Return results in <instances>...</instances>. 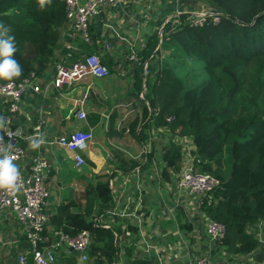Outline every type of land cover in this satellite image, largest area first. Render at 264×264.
Returning a JSON list of instances; mask_svg holds the SVG:
<instances>
[{"label": "trees", "instance_id": "obj_1", "mask_svg": "<svg viewBox=\"0 0 264 264\" xmlns=\"http://www.w3.org/2000/svg\"><path fill=\"white\" fill-rule=\"evenodd\" d=\"M195 1L209 3L227 19L207 26H192L186 17L176 27L175 20L165 24L163 17L153 22L157 29L163 28L161 51L151 58L154 65L144 69L160 44L157 31L138 54L132 96L141 102L143 111L129 129L135 135L139 127L136 137L142 142L147 138L146 129L192 138L197 170L219 180L218 187L199 204L203 221H217L225 227V236L211 255L227 257V264H251L248 258L264 251L257 229L264 224V0ZM0 22L15 36L14 59L23 71L11 81L0 79L2 83L22 82L32 72L40 78L66 61L69 54L70 62L77 60L79 54L67 48L69 43L84 53L99 50L96 43L87 45L65 35L69 25L65 0H51L44 10H38L37 0H0ZM178 56L185 58L189 68L197 65L201 75L192 68L183 76L184 70L171 63ZM65 90H56L55 95ZM154 108L159 115L152 119L149 109ZM183 163L182 146L171 141L162 155L161 183L174 185ZM94 180L81 202L71 200L59 206L44 235L60 231L75 236L89 231L92 264H114L122 251L123 264H156L152 258L134 255L136 245L131 235L138 233V228L127 218L113 217L115 225L109 228L97 223V219L111 217L107 214L116 202L109 180L104 175H95ZM177 223L182 231L192 230L181 209L177 210Z\"/></svg>", "mask_w": 264, "mask_h": 264}, {"label": "crops", "instance_id": "obj_2", "mask_svg": "<svg viewBox=\"0 0 264 264\" xmlns=\"http://www.w3.org/2000/svg\"><path fill=\"white\" fill-rule=\"evenodd\" d=\"M201 7L205 9L212 6L205 1L195 0H122L117 6L104 9L90 22L92 43L89 45L96 43L99 46V50L93 54L98 55L113 70L109 76L88 77L66 86L63 93L55 95L56 89L48 87L54 75V70H50L37 80L42 90L48 87L47 95H27L21 103L20 113L14 116L10 127L5 125V129H1L4 132L12 129L20 132L15 141L25 150V157L20 164L25 175L30 173L36 156L44 157L51 164L52 168L45 176V184L50 192L47 211L51 215L66 201L81 202L86 187L95 183L94 176L104 175L113 190L116 206L112 211L117 215L108 213L111 217L100 218L99 223L109 228L115 225L113 217L127 218L132 226L138 228V233L131 235V238L141 251L138 254L135 249L134 255L152 258L156 264H159V258L153 251H147L148 245L157 248L163 264H180L192 257H205L212 252L207 244L199 201L179 192L176 182L174 185L161 183L162 143L174 141L182 146L185 159L195 149L192 138L175 137L161 129H146L147 138L142 142L136 137L140 128L138 127L135 135L129 129L143 111L141 102L132 96L137 64L131 62L129 56L132 50L139 54L150 37L158 31L160 44L146 60L144 69L149 65L153 66L151 58L156 57L158 49L161 51V28L157 29L153 22L161 17L168 19L164 15L166 10L176 13L179 10H197ZM162 9L165 11H161ZM177 21L176 19L175 23ZM68 30L69 25L65 28V35ZM106 42L110 44V49L104 47ZM78 50L79 57L89 54L82 52L79 46ZM96 80L103 82L99 81L95 86L93 84ZM145 88L146 84L140 94L142 100ZM7 106L6 99L0 97V112H7ZM78 111L86 114L85 120L76 118ZM41 114L45 143L33 151L28 146L32 139L29 137L33 135V128ZM76 130L91 131L93 134L87 149L82 152L86 164L81 169L76 167L73 154L56 143L60 137L69 136ZM147 150L149 153L146 155ZM133 165L136 167L130 169ZM138 168L139 175L135 173ZM169 190L174 191L173 204L169 202ZM140 195L143 199L141 205L138 203ZM178 202L180 205H177ZM168 204L174 210L172 221L168 218ZM179 209L192 225L189 232L182 231L177 223ZM121 214L126 215L120 216ZM122 228L125 230L126 224ZM263 228L264 224L257 228L262 237ZM45 237L51 243L56 239L55 232L51 231ZM118 239L123 241V236ZM203 248L206 252L202 251ZM29 251L30 246L15 215L0 210V264H19V256L28 254ZM213 257L219 264L222 263L220 257ZM248 260L251 264H257L254 257H249ZM118 261L123 264V251ZM54 264L92 262L90 259L83 261L78 252L62 249L57 252Z\"/></svg>", "mask_w": 264, "mask_h": 264}, {"label": "built area", "instance_id": "obj_3", "mask_svg": "<svg viewBox=\"0 0 264 264\" xmlns=\"http://www.w3.org/2000/svg\"><path fill=\"white\" fill-rule=\"evenodd\" d=\"M65 2L66 16L69 21L68 38L72 41L79 40L89 45L92 43L91 20L98 16L104 9L117 6L122 0H65ZM171 17L175 18V20L177 19L179 24L181 23V18L186 17V22L192 26L218 25L224 19H227V16L222 11L214 7H207L205 9L201 7L197 10H179ZM169 21L170 19H167L165 24ZM162 31L163 28L161 29V33ZM103 35H105L104 31ZM117 37L120 38V36ZM104 47L110 49V44L106 42ZM67 48L77 53L79 51L74 43H69ZM71 58L72 54H69L66 61L56 65L53 78L48 87L52 86L56 90H63L66 86H71L88 77L106 78L110 74L109 68L96 54H85L73 62H70ZM129 60L139 63L138 52L132 50ZM38 78L35 72H32L22 82H0V97L5 98L8 104L7 112H0V117H4L6 126L10 127L14 116L20 113L21 103L27 95L30 93L41 96L47 95L48 87L42 90L37 83ZM146 105L149 108L147 102ZM149 113L152 119L159 115L158 109L155 108L149 109ZM75 116L78 120L86 119V114L83 111H78ZM172 119L170 118L169 121ZM43 125L44 120L41 114L37 124L33 128V135L29 138L35 136V139L38 141L44 140ZM9 132L13 134L11 143L14 145L13 151L16 155L14 163L19 167V182L22 186L19 191L14 193L8 192L7 190H0V210L8 211L15 215L30 246L28 254H21L19 256V264H54L56 262L57 252L62 249L78 252L83 261H88L92 243V237L89 231H83L75 236L60 231L56 232L54 243L49 242L48 238L45 237L44 231L48 227L51 217V214L47 211L50 192L45 184V176L52 166L44 157L36 156L33 158L30 173L25 175L20 167L25 157V150L21 145L16 143L15 140L20 136V132L14 129L6 132L0 129V136H3L4 142L0 144V157H2L3 151L9 142ZM92 139L93 134L91 131L76 130L69 136L60 137L56 143L73 154L76 167L81 169L86 164L82 152L87 149ZM148 153V150L145 151L146 155ZM195 162L194 156L189 152L188 156L184 159L182 170L178 175L176 188L179 192L201 203L205 197L218 187L219 180L209 174L199 172ZM135 173L139 175L140 168L136 169ZM142 202L143 199L140 195L138 197L139 205ZM177 205H180V202ZM109 214L117 215L113 211ZM124 215L126 214H121L120 216ZM96 221L100 224L98 219ZM204 225L206 228L207 244L209 249L213 250L214 246L224 238L225 227L220 222L210 220L204 221ZM146 249L148 252L153 251L156 253L157 258H159V264H163L155 246L148 245ZM114 264L120 263L116 260ZM180 264L219 263L209 254L205 257H192L190 260ZM262 264H264V257Z\"/></svg>", "mask_w": 264, "mask_h": 264}, {"label": "clouds", "instance_id": "obj_4", "mask_svg": "<svg viewBox=\"0 0 264 264\" xmlns=\"http://www.w3.org/2000/svg\"><path fill=\"white\" fill-rule=\"evenodd\" d=\"M51 4V0H37L38 10H44L45 6ZM11 29L0 22V79L13 80L22 76V66L14 59L17 52L15 36L10 35ZM0 129H5V119L0 117ZM13 134L9 132V142L0 157V190L8 192H17L21 188L20 171L17 164L14 163L16 155L13 151L14 145L11 143ZM3 136H0V144H3ZM44 140H36L35 136L29 140V149L37 150Z\"/></svg>", "mask_w": 264, "mask_h": 264}, {"label": "rangeland", "instance_id": "obj_5", "mask_svg": "<svg viewBox=\"0 0 264 264\" xmlns=\"http://www.w3.org/2000/svg\"><path fill=\"white\" fill-rule=\"evenodd\" d=\"M161 11H165V9H162ZM172 14H175L173 11H167L166 10V12H164V15L166 16V18L168 17V19H170V20H172V19H175V18H173V17H171L172 16ZM171 17V18H170ZM165 20H167V19H165ZM173 21V20H172ZM174 27H176L177 25H179V22H174ZM174 43H176V44H178L179 43V41H173V43L172 44H174ZM170 52L169 51H165L164 52V54H166V55H168ZM175 62L178 66H179V68L180 69H183L184 71H183V76H186L187 74H188V72L193 68L194 70H195V72H196V74L198 75V76H200L201 75V70L199 69V67L197 66V65H193V67L191 68H189V65H186L185 63H186V60H185V58L184 57H182V56H178L177 58H174V59H172V61H171V63L172 62ZM192 66V65H191ZM114 78H116V75L114 76ZM124 80V79H123ZM99 81H101V82H103V80H96V83H94L93 85H95V86H97V84L99 83ZM170 139V138H169ZM169 142V141H168ZM168 143L167 142H164V143H162V147H161V155L163 154V149H164V146L165 145H167ZM177 179H178V177H177ZM177 179H176V181H177ZM175 181V182H176ZM170 191V190H169ZM170 193H171V195H170V197H169V202L171 203V204H173V199H174V191L173 190H171L170 191ZM169 193V194H170ZM194 201V200H193ZM167 206H169L168 208L170 209V211H169V215H168V218H170L171 219V221L173 220L172 218V215H173V212H174V210H173V208L168 204ZM168 213V212H167ZM263 240H264V236H263V238H262ZM138 249V250H137ZM138 251V254L140 253V247H138V248H136V252ZM217 258H219L220 257V261L222 262L221 264H227V261H228V258L227 257H225V256H216ZM236 264H238V263H236Z\"/></svg>", "mask_w": 264, "mask_h": 264}, {"label": "water", "instance_id": "obj_6", "mask_svg": "<svg viewBox=\"0 0 264 264\" xmlns=\"http://www.w3.org/2000/svg\"><path fill=\"white\" fill-rule=\"evenodd\" d=\"M263 257H264V254L263 253H258V254H256V262L258 263V264H262L263 263Z\"/></svg>", "mask_w": 264, "mask_h": 264}]
</instances>
